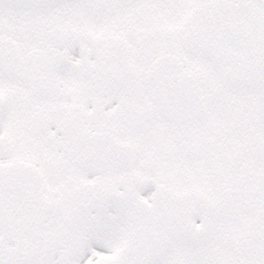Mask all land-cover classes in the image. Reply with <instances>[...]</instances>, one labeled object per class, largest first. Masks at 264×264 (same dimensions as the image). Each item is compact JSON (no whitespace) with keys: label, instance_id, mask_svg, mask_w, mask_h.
<instances>
[{"label":"snow or ice","instance_id":"snow-or-ice-1","mask_svg":"<svg viewBox=\"0 0 264 264\" xmlns=\"http://www.w3.org/2000/svg\"><path fill=\"white\" fill-rule=\"evenodd\" d=\"M0 264H264V0H0Z\"/></svg>","mask_w":264,"mask_h":264}]
</instances>
